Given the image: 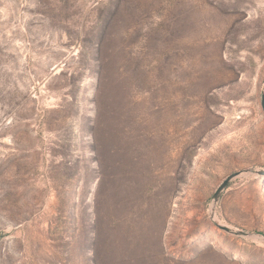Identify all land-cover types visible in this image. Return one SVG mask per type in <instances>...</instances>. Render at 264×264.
Segmentation results:
<instances>
[{"label":"rangeland","instance_id":"rangeland-1","mask_svg":"<svg viewBox=\"0 0 264 264\" xmlns=\"http://www.w3.org/2000/svg\"><path fill=\"white\" fill-rule=\"evenodd\" d=\"M263 94L264 0H0V264H264Z\"/></svg>","mask_w":264,"mask_h":264},{"label":"water","instance_id":"water-1","mask_svg":"<svg viewBox=\"0 0 264 264\" xmlns=\"http://www.w3.org/2000/svg\"><path fill=\"white\" fill-rule=\"evenodd\" d=\"M262 107L264 110V94H263V100H262ZM263 172H258V171H251L250 174L253 175H262ZM240 175V173H235L232 174L231 176H229L218 188V190L216 191V193L213 196V202L214 204H217L222 193L227 189V187L229 186V184L238 176ZM214 221V219H213ZM217 224V222H215ZM218 227H220L222 230L226 231L227 233H231L234 234L236 236H242V237H252V235H250L249 233L246 232H242L239 230H233L231 228L225 227V226H221L219 224H217Z\"/></svg>","mask_w":264,"mask_h":264},{"label":"bare ground","instance_id":"bare-ground-1","mask_svg":"<svg viewBox=\"0 0 264 264\" xmlns=\"http://www.w3.org/2000/svg\"><path fill=\"white\" fill-rule=\"evenodd\" d=\"M214 221H215V222H218V220H217L216 218H214Z\"/></svg>","mask_w":264,"mask_h":264}]
</instances>
